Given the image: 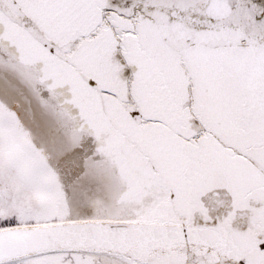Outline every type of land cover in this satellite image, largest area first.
<instances>
[{"label": "water", "instance_id": "1", "mask_svg": "<svg viewBox=\"0 0 264 264\" xmlns=\"http://www.w3.org/2000/svg\"><path fill=\"white\" fill-rule=\"evenodd\" d=\"M0 119L73 210L0 264H264V0H0Z\"/></svg>", "mask_w": 264, "mask_h": 264}, {"label": "rangeland", "instance_id": "2", "mask_svg": "<svg viewBox=\"0 0 264 264\" xmlns=\"http://www.w3.org/2000/svg\"><path fill=\"white\" fill-rule=\"evenodd\" d=\"M8 127L0 119V144L5 146L0 152V220L14 217L24 226L73 221L72 191L58 186L42 153L27 149L23 137L6 140ZM75 256L44 254L10 264H72Z\"/></svg>", "mask_w": 264, "mask_h": 264}, {"label": "trees", "instance_id": "3", "mask_svg": "<svg viewBox=\"0 0 264 264\" xmlns=\"http://www.w3.org/2000/svg\"><path fill=\"white\" fill-rule=\"evenodd\" d=\"M49 92L51 93V95H53L54 97L58 98V95H57V89L56 88H53V89H50ZM43 99V98H42ZM58 111V108L56 109V112ZM54 117V116H53ZM26 119V118H25ZM27 120V119H26ZM72 120V119H71ZM69 121V120H68ZM67 121V122H68ZM74 121V120H72ZM23 124L24 125V129L20 128V133L22 132L24 134V131H26L27 129L30 130L31 133H34L31 131V127L29 126V122L28 121H23ZM60 125V124H59ZM38 128V127H37ZM22 129V130H21ZM34 131H36V129H34ZM55 131V130H53ZM86 136H88L87 134H85ZM24 137H25V134H24ZM71 138L75 137L74 135H71L70 136ZM88 138V143H89V136L87 137ZM94 147V143L92 142L91 143ZM37 149V148H36ZM5 151V146L1 145L0 144V152L4 153ZM5 165H8L7 164V161H6V164ZM35 222H30V224H34ZM24 225H27V224H24ZM22 224V221L20 222L19 219H16V218H10V219H6V220H0V229H4V228H9V227H14V226H24Z\"/></svg>", "mask_w": 264, "mask_h": 264}, {"label": "flooded vegetation", "instance_id": "4", "mask_svg": "<svg viewBox=\"0 0 264 264\" xmlns=\"http://www.w3.org/2000/svg\"><path fill=\"white\" fill-rule=\"evenodd\" d=\"M14 93L19 94L18 92H14ZM18 98H19V97H18ZM21 98H23V97H20V99H21Z\"/></svg>", "mask_w": 264, "mask_h": 264}]
</instances>
